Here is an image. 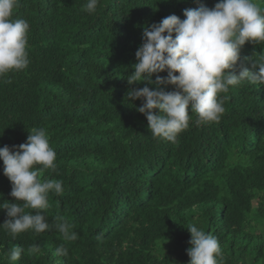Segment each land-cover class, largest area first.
<instances>
[{
  "label": "trees",
  "instance_id": "1",
  "mask_svg": "<svg viewBox=\"0 0 264 264\" xmlns=\"http://www.w3.org/2000/svg\"><path fill=\"white\" fill-rule=\"evenodd\" d=\"M217 2L100 0L89 14L86 0H20L13 18L30 25V64L0 78V147L45 129L57 168L41 179L62 181L64 191L48 196L50 230L12 238L0 227V264L14 246L15 264H188L193 223L218 239L222 264H264V85L221 94L218 122L198 126L190 113L176 143L154 138L142 100L126 98L146 83L127 81L144 29ZM241 55H264V45L246 43ZM3 167L0 203L15 202ZM56 217L73 225L75 241H63ZM61 244L66 257L54 255Z\"/></svg>",
  "mask_w": 264,
  "mask_h": 264
},
{
  "label": "clouds",
  "instance_id": "2",
  "mask_svg": "<svg viewBox=\"0 0 264 264\" xmlns=\"http://www.w3.org/2000/svg\"><path fill=\"white\" fill-rule=\"evenodd\" d=\"M99 2L86 0L83 10L93 14ZM19 3L0 0V78L25 70L30 64V25L13 18ZM184 17L171 14L144 29L143 42L135 54L137 63L127 77L129 86L146 82L142 88L130 87L126 98L130 103L142 100L137 110L146 116L152 136L171 143L189 128L190 113L198 126L218 122L225 112V96L221 94L245 81L264 85V55H241L246 43L264 45V7L256 0H218L214 7L186 8ZM247 63H251V69ZM163 72L167 75H159ZM149 85H155V89ZM169 85L172 90H166ZM29 131L25 143L0 147L3 173L11 182L10 195L15 198V202L0 203L8 217L0 227L12 238L29 230L37 234L50 230L53 225L44 215L49 208L48 196L64 191L62 181L41 179L46 171L57 168V154L46 130ZM54 227L64 242L78 238L73 225L62 217L55 218ZM187 229L191 234L188 264H222L218 239L194 223ZM31 251H37V247ZM7 255L9 264H15L22 248L14 246ZM54 255L66 257L68 249L61 244Z\"/></svg>",
  "mask_w": 264,
  "mask_h": 264
}]
</instances>
